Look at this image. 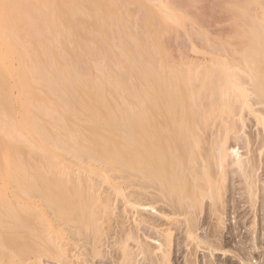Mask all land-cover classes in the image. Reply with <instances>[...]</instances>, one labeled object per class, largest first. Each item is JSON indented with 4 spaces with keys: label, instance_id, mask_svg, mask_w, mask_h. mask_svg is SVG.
I'll use <instances>...</instances> for the list:
<instances>
[{
    "label": "bare ground",
    "instance_id": "6f19581e",
    "mask_svg": "<svg viewBox=\"0 0 264 264\" xmlns=\"http://www.w3.org/2000/svg\"><path fill=\"white\" fill-rule=\"evenodd\" d=\"M53 1L0 0V168L14 171L15 174L11 175L14 179L25 178L26 176L22 172L28 168L55 166V163L50 160L51 156L61 157L62 160L74 157L75 161L65 167L66 169L71 168L73 173L75 172V176L71 180L75 182V186L73 185L71 188L69 185L63 184L61 191V199L64 204L63 215L68 222L71 221L69 217L71 203H76L84 195V200H88V202L90 199L94 200L95 197L99 200L98 198L101 196H96L100 193L97 183L99 182L102 186L103 183L100 181L106 183L113 181V177L111 181L107 172L121 171L124 166L138 171L143 184L145 183L144 191H147L149 187L154 188L153 190L161 198L165 197L162 198L164 203L171 202L168 205L172 209L170 212L169 208L170 213L174 216L177 214L180 217L182 215L186 217V223L182 220L183 218L180 219L184 225L186 224L183 227L179 222L175 225L179 221L177 220L179 217L176 218L173 215L169 217L168 213L162 216V213H158L161 218L164 217L166 220L169 218V222L176 220L174 224L170 225H167L166 222L168 228L164 226L165 230L161 229L163 232L161 234H165L166 239L163 236L164 242L163 239L158 241L160 244L156 246L158 249H155H162L159 251L163 253L162 257L164 254L166 255L164 251L169 247V244L167 245L170 243L167 237L169 231H173L175 226L180 227L176 228L179 231L184 230L188 237L198 236L197 230L200 228H197L194 221H191L192 218L198 219L197 213L199 210L202 211L200 207L203 206L201 204L204 203L202 201L206 197H209L207 200L210 199V201L206 202L210 204L216 200L215 204L219 205L216 209H219L222 204L226 205L223 202H226V199L230 197L224 199L225 192L223 191V193L222 190L227 182L230 188L232 185L230 186L229 183L234 181L233 179L237 178L240 183L244 180L246 184L248 183L247 185L244 183L243 186V188L248 187L246 188V197L243 196L244 199L248 198L246 199L248 203L249 201L252 203L255 198L259 199V197H255V190L256 181H259L257 178L260 177L259 173L257 175L260 168L257 165L261 162V157L257 156L260 159L258 162L256 161L258 158L252 159L257 163L256 165L251 162L252 157H249L250 161L247 157V161L240 158L238 153H230L231 148L229 151L227 139L230 138L229 134H233L232 131L238 132V129L233 125L237 120L236 116L238 117L241 112L247 109L253 114L258 109L256 105H264V15L256 17L252 15L251 11H243L239 15L242 24L248 27V29L245 28L239 32L240 34L237 33L239 34L237 35L238 40H241L240 42L245 45L243 44L244 47L240 55L231 59L219 60L221 64L215 69L209 70L207 64H201L202 61L196 63L195 61L200 58L193 60L195 63L190 59H188L189 61L183 58L173 59L166 65L164 64L163 68L160 49L157 45L160 33L170 40L176 32L174 33L171 28L166 32L163 29H155L153 20L157 18L177 22L178 17L169 8L162 6L147 13L145 6L141 5L134 9L103 6L102 2L105 3L106 0ZM123 1L122 6L131 4L127 0ZM215 1L212 0V3L215 4ZM235 2L240 10L250 9L251 4L254 7L264 8V0H253L252 3L248 1L244 4H242V0H235ZM208 3L205 6L209 7L210 2ZM234 16L238 19L236 14ZM12 88L18 90L19 115L12 104ZM128 101L130 106L125 107L128 105ZM132 106L138 108L134 110ZM260 106L262 107V105ZM128 108L132 116L126 119L124 112ZM263 111L260 109V112ZM258 117L255 119L263 123L264 116ZM136 123L140 124L138 131L133 130V125ZM203 138L207 139L203 141ZM241 141L239 140L240 144L243 143ZM24 149L35 154L37 159L33 160L32 157L25 156ZM231 154H236L239 158L234 155V159ZM253 154L251 151V156ZM45 155L48 157L46 158ZM230 155L233 157V161L236 160V164L233 165L234 162L232 165L231 163L227 164L229 160L227 158L229 157L230 160L232 158ZM229 165L235 167L232 168ZM210 166L212 170L216 169V174L214 170L213 173L219 182L210 172ZM226 166L229 168L228 170ZM95 167L101 172L99 181L96 182V179L93 182V178L81 175L87 168ZM262 168L263 170H259L264 171L263 166ZM208 170L210 171L208 172ZM256 175L258 177H255ZM239 177L240 179H238ZM224 179L227 181L224 182ZM262 183L264 184V182ZM125 184L127 183L125 182ZM15 185L22 189L21 182L15 181ZM96 186H98L96 190L99 193L96 192L97 194L93 198L92 193ZM112 186L115 187L113 182ZM225 188H227L226 185ZM152 189L151 191L154 192ZM258 191L264 193L260 189ZM221 192L223 196H221ZM147 193L151 194L149 190L145 192L146 195ZM153 195L151 197L149 195L150 198H145L144 195L142 197L151 201L152 197L155 198ZM251 196L255 197L252 202ZM103 197L106 198V196ZM161 198L160 200H162ZM166 198L169 202H166ZM219 198L225 200L220 201L221 205L218 202ZM6 199L5 194L0 191V206L6 202ZM147 200H145L146 204ZM160 200L158 201L161 202ZM100 201L98 202L100 203ZM145 201L142 200L141 204ZM150 201L147 206L150 205L151 209L153 204H150ZM237 201L233 199L234 203H238ZM139 203L136 204L144 206V210L149 208L145 203H143L145 205ZM255 204L253 203V206ZM212 205L213 208L216 206H214V202ZM95 206H86V212L90 217L93 214L95 216V209H93L96 208L97 211ZM133 206L136 207L134 204ZM154 206L156 207V204L152 207ZM233 206L236 207V205ZM233 206L231 205V207ZM106 207L108 208V204ZM212 207L209 206L211 209ZM161 208L163 207L161 206ZM161 208L160 210H162ZM103 209L105 207H102L101 211ZM165 209L163 208L166 212ZM191 209L195 211L194 215ZM211 209H209V213ZM223 209L222 207L220 211ZM147 210L144 212L148 214ZM14 211L10 217L13 220H20L25 213L24 208H21L20 211L14 209ZM80 211L81 209L78 208L76 214ZM143 211L142 213H144ZM217 211L214 210L216 213L212 214V211L210 214H216V218L222 219L221 213L224 211ZM102 212L104 213V211ZM217 213H220V216H217ZM165 215L167 216L165 217ZM208 216L209 214L205 217L208 218ZM164 218L160 219L159 223H163ZM219 219L217 218V220ZM73 224L76 226L75 223ZM152 224L154 225L155 221ZM218 225L220 226V224ZM169 226L174 229L172 230ZM211 226L208 229L212 230ZM158 228L156 232H158ZM174 232L170 233L174 234ZM207 232L205 233L207 234ZM199 237L195 239L201 244V239L205 240L206 237ZM122 241L124 243V240ZM205 241L208 242L207 239ZM213 241L215 243V240ZM206 242L202 241V244ZM143 244L145 245L142 243V246ZM147 246L145 249H149ZM154 246L152 245L153 248ZM144 247L141 248L142 251ZM163 247L167 249L164 250ZM166 252L168 254V250ZM122 255L126 256L124 253ZM250 255L252 256V254Z\"/></svg>",
    "mask_w": 264,
    "mask_h": 264
},
{
    "label": "rangeland",
    "instance_id": "374dc122",
    "mask_svg": "<svg viewBox=\"0 0 264 264\" xmlns=\"http://www.w3.org/2000/svg\"><path fill=\"white\" fill-rule=\"evenodd\" d=\"M57 1H60V0H54L53 2H57ZM66 1L69 2V0H66ZM127 1L131 2V4L128 3L127 6H122L124 2L123 0H116V3H115V0H106L105 3L102 2V4L103 6L104 5L106 7L110 6L111 8H116V9H121V8L134 9V8H138V5H141V6H145V10H147L146 11L147 13H150L151 11L153 12V10H155L158 7L165 6L169 8L171 11H173L175 16L178 17L177 22H172V21H167L165 19H157V18L156 20L155 19L153 20V25H155V29L156 28L160 30L163 29L166 32V30H169L171 28L174 33L176 32L171 37L172 39L170 40L166 39V37L164 35L162 36V33H160L159 43L157 45L160 49V59H161L163 68L165 67L164 64L166 65L168 61L171 62V60L173 59L178 60L179 58H183L184 60L190 59L193 61L195 59L200 58V60H196L195 62L198 63L199 61V63H201L200 61H202L201 64L203 63L207 64L206 66L208 67L209 70L215 69V67L221 64L219 60L231 59L241 54V50L244 47L243 46L244 43H241L240 42L241 40H238L237 35H239L240 34L239 32L243 31L245 28L248 29V27L242 24V20L239 18V15H241L243 11H247V12L251 11L252 15L256 17H260L264 15L263 7L262 8H259L257 6L254 7L251 4V7H249L250 9L240 10L239 6L235 4L236 3L235 0H219V1L216 0L218 1L217 3L215 1L216 5L212 3V0H207V2L206 0H177V1L176 0H149V1L147 0H127ZM248 1H251L252 3L253 0H242L243 2L242 4ZM208 2H210V6H209L210 8L205 6L206 3L209 4ZM204 7H207V8L204 9ZM234 14L238 16V19L235 18ZM150 20L152 21V19ZM201 58H204V59H201ZM191 66L193 67L194 65H191ZM222 66L224 67V65ZM11 97H12V104L15 107L17 115H19L18 90L16 88H12ZM260 105H262L263 108ZM260 105H256L257 106L256 108L258 109L253 108V109H256L254 112L257 111L258 114L257 112L256 113L253 112L252 114L250 113V111H247L248 109L247 110L244 109L245 111L242 110L244 112H241L238 115V117L237 116L235 117L237 120L235 119L234 120L237 122L239 126L235 124L236 123L235 121L233 125L235 126V128L238 129V132L232 131L231 133H233L234 135L229 134L230 138L228 137L229 140L227 139V145H229V151L231 148L230 153L231 152L238 153L240 155V158L242 159L244 158V160L248 161L249 157L250 158L252 157L251 158L252 163L254 162L253 160H256V158L261 157L260 158L261 160L259 158L256 160L257 162L258 160H260L261 161L259 162L260 164L258 163L257 165V163L255 162L254 163L258 166V168L260 167L259 169L263 170L262 166L264 167V164H263V161H264L263 153L264 152H262V150H264V144H261V143H264V132H263L264 122L262 123V122H259L258 119H255L258 116H259L258 118H260V116L261 117L264 116V111H263L264 105L263 104H260ZM127 106H130L129 101H128V105H126L125 107ZM132 107H133L132 109L134 110L138 108L136 106H132ZM259 108L263 112H260ZM124 114H125L126 119H129L132 116L131 113L129 112V108L124 112ZM240 115H241L242 121H241V118H239ZM262 119H264V117ZM240 121L242 124L240 123ZM139 129H140L139 123H136L133 125V130L138 131ZM240 129L241 130L243 129V130L241 131ZM233 130H234V127H233ZM239 133H241L245 138L244 137L242 138V135ZM208 135H209V132H208ZM208 135H205V136L210 137ZM237 138L240 141L242 140L241 142L243 143L240 144ZM204 139L206 140L207 138H203V141H205ZM233 139H235L236 141ZM255 142H257L258 143L257 145L259 146L254 144ZM205 145L207 146V144ZM252 147H255V148H252ZM232 148H235V149L233 150ZM247 150L249 151L247 152ZM251 151H253L254 156L253 155L251 156ZM23 152L25 156H30L32 157L33 160L37 159V156L33 153L27 152V149H24ZM257 154H260V155H257ZM231 155L235 159L236 154H234L235 156L233 154ZM231 155L230 157H232ZM45 157L47 158L48 156L45 155ZM51 157H50V160H52L55 163V166L53 167L39 166V167H34V168H28V170H25L24 172H22V174L26 176L25 178L17 177L16 179H14V177L11 176L15 174L14 171H12L11 169H7V168H0V191L2 194H5V196L7 197L6 202L0 206V264H163V261L166 264H210V263L211 264H264V208H263L264 202H262L264 201L263 200L264 193L261 191H258L259 189L264 191V184L262 183L264 182L263 180L264 171L258 169L257 175L259 173L260 177H258L257 175L255 176V177H258L257 179L259 180V181H256L257 186L255 183V186H256L255 194L257 195V196L255 195V197H259V199L254 197L255 198L254 200V198L251 196L252 197L251 202L253 200L256 202L253 201L252 203H250L249 201L248 203V201H246V199L248 198L244 199V197H246L245 194L247 193L246 188L248 187L247 186L244 187L246 190V192L244 193L243 186L246 184V182L242 180L243 181L242 182L243 184H242L240 183V180H237V178L233 179L234 181L232 182L230 181L229 185L230 186L232 185L230 188L227 185L228 182L225 184L227 188H225V185H224V189L222 190V192L224 191L225 194L223 198L226 199L229 197L231 198L233 196V198L226 199V202H223L224 205L226 204L225 206H223L222 204V206H220L219 209H216L218 203L216 202L217 204H215V201H216L215 200V201H212V204L214 202V206L216 205L213 208L212 204L207 203L210 201V199L209 201L207 200V198L209 197H206L202 201V203L204 202L205 204L204 203L201 204L203 206L200 207L202 209L201 212L203 213H201L200 210L198 211V208H197L198 213L197 211L196 213L198 215L197 214L196 215L198 216V219L192 218V221L190 220L191 222L194 221L193 223L197 225L196 226L197 228L198 227L200 228L198 229L199 231L197 230V232L199 233V234L197 233L198 236L196 237L193 236L194 238H191L192 236L191 237L189 236L190 237L189 238L186 235V232L184 233V230L179 231V229H176L180 227L175 226V229L173 228L174 229L173 230L169 226L173 230V231L170 230L169 231L170 236L169 235L167 236L170 239V240L168 239L170 243H167V245L169 244L168 245L169 247L167 245L166 247H168V249L166 247H163L164 250L165 248L168 250V254L166 250L164 251L166 255L164 254V256L162 257L163 253L159 252V251H162V249L156 250L155 248H157L156 246L160 244L158 243V241L159 242L162 241V239L164 238L163 236H165V239H166V235L165 234L162 235L163 234L162 230L163 229L165 230L166 227L168 228L167 225H170L171 223L174 224L176 220L173 222L171 221L169 222L170 219L168 217H167L168 218L167 220L166 218L162 217L164 218L163 219L164 221L162 220L163 223L161 222L159 223L160 219L162 218L160 217L158 213L159 212L160 214L162 213V216L168 213L170 214L169 217H171V215H173L172 213H170L172 209L168 207V205H170L171 202H169V200L167 201V198H166V202H169V203H164L162 198H165V197L161 198L159 194H157L153 190L154 188L152 189V187L151 188L149 187V189L147 188L149 192H151V194L152 193L157 194L156 196L152 194L153 196H155V198L159 196L162 199L160 200L159 197L156 199L152 197L154 198L153 200L155 201L160 200L161 202L158 201L157 203V201L156 202L154 201L155 202L154 203L152 198H151V201L150 199L149 200L144 199V197L142 196L143 195L145 196L146 195L145 192H148V190L144 191L145 183L143 184L138 171L132 168H129L127 166H124L123 169H121V171L107 172L108 175H110L111 177L110 180L113 177L112 179L113 181L112 180L111 181L114 183L115 187L117 186L116 187L117 191L115 190V187L112 186V182L106 183L104 181L103 182L100 181L101 183H103L101 184L102 186H100L98 182L97 185L99 186V189H98V186H96V188H94L95 191L93 190L92 194L94 198L95 195L100 192L98 195H96L97 197L101 196L98 198L99 200L95 199L96 198L95 197L94 200L90 199V201L88 202V200H84V196H85L84 195L76 203L74 202L73 204L71 203L70 209H69L70 210L69 217L71 221L68 222L64 219V215H63L64 214V208H63L64 204L61 199V191L63 188L62 186L63 184H65L66 186L69 185L71 188H73V185L75 186V182L71 181L73 177L75 176L74 174L75 172L73 173V170L71 168L66 169L65 167V165L69 164L70 162H74L75 158L74 157L71 158L69 156L70 158H65L64 160H62L63 158L58 157V156L56 157L51 156ZM233 157L231 158V160L229 157L227 158V160L229 159L227 161L228 162L227 164L231 163L232 165V162H234L233 165L236 164L235 163L236 160L233 161ZM236 157H238V155ZM247 157L248 159H246ZM231 165L229 166L232 167ZM227 166L226 168L228 170L229 168ZM98 168L97 167L87 168L85 172L81 173V175L83 176L85 175L89 178H93L92 179L93 182L94 180L97 179L96 180L97 182L99 181V174L101 173ZM232 168L230 169L233 170ZM209 169H211V166ZM197 170H200V169H197ZM213 170L215 173L216 169L214 168ZM213 170L212 169L211 171L208 170V172L210 171L214 177L215 175L213 173ZM68 178H70L69 182H67ZM214 178L218 180L217 177H214ZM259 178L260 179L263 178V179L260 180ZM225 179H224V182L227 181V180L225 181ZM238 179H240V177ZM15 181L17 183L21 182L22 184L21 188L24 190L20 189L19 186L15 185ZM125 182L127 184H125ZM258 186H261V187H258ZM119 187L121 188L120 189L121 191L118 189ZM96 189H98L99 192ZM151 189L154 192H152ZM222 192H221V196H223ZM141 193L142 195H140ZM151 194L147 193L145 198H150L152 196ZM102 195L106 196V198L103 197ZM238 197L243 198V199H240ZM220 198H219V201L217 200L218 202L220 201L222 202L223 199L220 200ZM233 199L238 200L237 201L238 203L236 202L234 203ZM142 200L143 201L147 200V204L150 201V204H153V205L156 204V207L155 206L152 207L153 206L152 205L151 206L152 211H151L150 205L147 206L146 201L143 202L146 204L147 207H149V208H146V210L148 209L147 211H149L150 209L151 211V212L149 211L147 214L144 212L146 211L144 210L145 209L144 206H139L138 204H136L137 202L139 203L140 201L139 203L140 205H145L143 203L141 204ZM249 200H250V197H249ZM98 201H100V203ZM243 201H246V202H243ZM221 202L219 203L220 205H221ZM106 203L108 204V208L106 207L107 206ZM206 203L209 206L211 205L212 209L209 208V206ZM253 203L254 204L256 203V204L253 206ZM133 204L136 205L137 208L134 207ZM14 205H16V207H13ZM93 205L94 206L96 205L95 207H97V211H96V208H93L95 209V212H94L95 216L94 214L93 215L91 214L92 216H94V217L91 216L92 217L91 218L86 212L87 211L86 206L94 207ZM231 205L232 206L236 205V207L233 206L234 207L233 209ZM100 206H102L103 208L105 207V209L102 210L104 211V213L101 211L102 207ZM161 206L163 208H166L165 209L166 212L163 210V208H161ZM222 207L224 209L220 211ZM21 208H24L25 213L20 218V220L11 219L10 218L11 214L15 212L14 209H17V211H20ZM78 208L79 210L81 209L80 211L81 213L78 212V214H76ZM160 208L162 210H160ZM167 208H168V212H167ZM169 208H170V212H169ZM209 209H211V212L213 211L212 214L216 213L214 212V210H218L219 212L224 211L223 213L225 215L221 213L222 219L220 217H217L218 219L220 218L219 220H217L216 214L215 215L210 214L211 212L210 213L208 212ZM133 210H135L136 212ZM141 210L144 213H142ZM191 211H192V214L194 215L195 211H193V209H191ZM154 213L157 214L156 217ZM206 214L207 215L209 214V216H211L212 218L209 216L208 218H206L207 217ZM144 215H146L147 217ZM203 215L204 217L205 216L206 217L205 218L202 217ZM166 216L167 215H165V217ZM217 216H220V213L219 214L217 213ZM174 217L176 218L179 217V219L177 218V220L179 221H177L175 225L179 222L180 224H182L183 227L186 226V224L185 225L183 224L186 218L184 217V215L180 217V215L175 214ZM191 217H195V216H191ZM181 218H183L182 220H184V222L180 220ZM199 219H200V222H198ZM206 219H207L208 225L210 223L209 227H207L208 225H207ZM225 219H226V222H225ZM63 221L65 224L63 223ZM154 221H155V224L157 223L158 225H155V224L153 225L152 222ZM218 221H220L221 223H219ZM72 222L75 223L77 227L74 226ZM164 222H165V225H164ZM166 222H167V225H166ZM217 223L220 224V226L222 227H220ZM249 225H252V226H249ZM143 226L145 227V230ZM210 226L212 227L211 228L212 230L208 229L210 228ZM66 228L68 229V231ZM157 228H158V232H156ZM206 228L207 230H210L208 231L210 233L207 232ZM148 230H149V233H148ZM170 232H174V234ZM205 232H207L208 235ZM199 236L200 237L202 236L201 238L206 237L204 239L205 240L207 239L209 242L208 244V242L201 239L203 242H206V243H203L206 245H203L201 241V244L203 245V248L205 249L202 248L200 241L197 240L198 244L196 242V239ZM165 239H163V242ZM212 239L215 240V243ZM122 240H124V243ZM142 243H145V245L143 244V246H145L144 249L148 245L147 248L149 249H145V250L146 251L149 250V251L146 252L144 249L142 251L141 249L143 248ZM212 244L213 246H211ZM152 245L154 246V248L152 247ZM199 245L200 247H198ZM150 247H151V250H150ZM124 250L126 251L123 252ZM123 253L126 254V256L122 255ZM157 254H159V256L161 254V257L159 258ZM246 254H249V255H246ZM250 254H252V256ZM164 257L166 258L163 259Z\"/></svg>",
    "mask_w": 264,
    "mask_h": 264
}]
</instances>
